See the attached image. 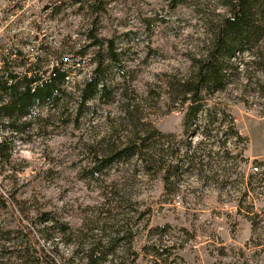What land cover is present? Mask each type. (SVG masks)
Here are the masks:
<instances>
[{"label": "rangeland", "instance_id": "obj_1", "mask_svg": "<svg viewBox=\"0 0 264 264\" xmlns=\"http://www.w3.org/2000/svg\"><path fill=\"white\" fill-rule=\"evenodd\" d=\"M50 1L0 0V38L21 36L13 50L41 33L51 51L84 53L56 109H40L21 138L0 129L11 138L0 264H23L18 250L32 245L55 264H91L84 249L109 241L98 264H264V181L245 186L264 177V40L230 60L223 89L186 127L187 104L176 107L169 85L206 51L223 0H100L99 14L64 5L49 19ZM109 46L110 99L79 109L75 91ZM141 138L139 158H110Z\"/></svg>", "mask_w": 264, "mask_h": 264}, {"label": "trees", "instance_id": "obj_2", "mask_svg": "<svg viewBox=\"0 0 264 264\" xmlns=\"http://www.w3.org/2000/svg\"><path fill=\"white\" fill-rule=\"evenodd\" d=\"M223 1L226 15L219 17L216 23L210 27V39L206 51L194 61L184 80L174 85V88L169 85L171 97L178 99L176 107L187 104L184 116L186 127L190 125L191 120H195L200 112L199 105L202 97L205 94L223 89L229 72L235 69L231 67L230 60L238 53L251 52L260 41L264 40V0ZM64 5L85 7L95 14H99L101 11L100 0H53L42 8V12L47 13L51 19L63 9ZM99 46L96 42L91 44V47L98 48ZM39 49L42 53L38 57V63H35L33 67L31 66L24 74L20 71L11 72L9 70H2L0 73V129H7L11 133L12 139L21 138L24 134H28L33 124L32 120L35 121L39 118L40 109L47 106L50 109H56L59 106L61 101L67 97L66 90L62 86L69 83L72 70L79 66L84 59L82 50L70 54H61L51 51L47 42H42ZM20 52L13 50V53ZM115 57L112 47L109 46L105 56H101L100 52H97L95 58L91 60L94 69L75 91L79 109L93 100L106 103L110 99V92L106 87L104 75L107 70V63H115ZM24 118L29 120L24 121ZM200 134L204 137L208 136L203 131ZM6 137L0 136V143L3 140L0 144V158L3 165L9 163L11 155L9 147L11 138ZM144 141V138L137 139L135 144L119 150L110 158L124 154L130 156L133 154L139 158L142 153L140 147ZM158 149L160 154L165 151L161 146ZM154 154L159 157V153L154 151ZM193 154L189 157L185 154L184 157L191 160ZM174 170L178 171L179 166ZM256 175H260L258 180L254 183L248 180L245 184L248 187H246L247 192L249 190L250 193H254V189L250 187L251 184H259L264 181L262 174L257 173ZM5 205H7V200L0 197V209H3ZM39 219L42 225L49 224L51 221L47 213L40 214ZM1 233L0 228V237ZM113 245L110 241L104 245L99 242L90 244L84 249V257L91 264L106 262L108 255L113 254L115 249ZM18 251L20 263L55 264L36 246H28Z\"/></svg>", "mask_w": 264, "mask_h": 264}, {"label": "built area", "instance_id": "obj_3", "mask_svg": "<svg viewBox=\"0 0 264 264\" xmlns=\"http://www.w3.org/2000/svg\"><path fill=\"white\" fill-rule=\"evenodd\" d=\"M35 36V45L34 46H23L20 53H12L13 39L21 38V36H12L10 40L7 38L3 40L0 38V69H7L11 72L20 71L24 74L31 66L35 63H38V57L36 56V49L39 48L40 42L47 40L46 35H41V33L33 34ZM29 76L30 73H28ZM253 172H257L256 167H252ZM5 173V166L1 164L0 158V176ZM0 197L5 199L6 195L2 192L0 188ZM7 200V199H5Z\"/></svg>", "mask_w": 264, "mask_h": 264}, {"label": "bare ground", "instance_id": "obj_4", "mask_svg": "<svg viewBox=\"0 0 264 264\" xmlns=\"http://www.w3.org/2000/svg\"><path fill=\"white\" fill-rule=\"evenodd\" d=\"M12 53H13V49H12ZM39 56V55H38ZM2 70H7V69H0V73L2 72Z\"/></svg>", "mask_w": 264, "mask_h": 264}]
</instances>
